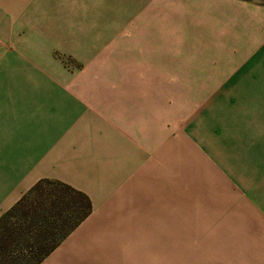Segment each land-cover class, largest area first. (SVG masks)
<instances>
[{"label":"rangeland","instance_id":"1","mask_svg":"<svg viewBox=\"0 0 264 264\" xmlns=\"http://www.w3.org/2000/svg\"><path fill=\"white\" fill-rule=\"evenodd\" d=\"M21 2L17 35H0V70L27 65L11 72L25 78L41 63L93 87L76 97L111 87L141 114L133 138L160 145L146 203H126L131 224L196 264H264V0ZM17 83L29 82L0 81V100L31 97L7 90Z\"/></svg>","mask_w":264,"mask_h":264},{"label":"crops","instance_id":"2","mask_svg":"<svg viewBox=\"0 0 264 264\" xmlns=\"http://www.w3.org/2000/svg\"><path fill=\"white\" fill-rule=\"evenodd\" d=\"M21 3V0H0V35L4 42L17 35L20 12L15 11H21ZM30 14L26 16L31 18ZM24 39L34 44L31 32ZM38 49L31 46L35 61H43L47 50ZM38 66V72L31 70L25 78L13 77L11 72L30 70L27 65L0 70L2 82H29L13 84L7 90L31 95L0 100V217L41 179L59 181L84 192L92 209L36 264L200 261L194 257L181 258L178 243L167 246L158 243V237L150 236L155 234L153 229L129 221L131 210L126 203L136 201L138 209L143 207L148 186L154 183L162 162L159 144L152 150L145 149L130 132L134 119L141 117L134 113L137 108L131 103L133 99L110 93L111 87L98 88L105 94L96 92L88 96L91 93L83 92L76 97L72 91H92L93 87L69 85L66 82L74 78L66 72L58 74L68 78L63 80L61 76L59 81L54 80L50 69L42 68L41 63ZM44 71L49 74L48 79L43 78ZM54 95L59 98H49ZM162 177L161 174L160 186Z\"/></svg>","mask_w":264,"mask_h":264},{"label":"trees","instance_id":"3","mask_svg":"<svg viewBox=\"0 0 264 264\" xmlns=\"http://www.w3.org/2000/svg\"><path fill=\"white\" fill-rule=\"evenodd\" d=\"M91 209L84 192L59 181H37L0 217V264L38 263ZM19 214L27 225L12 227L11 218Z\"/></svg>","mask_w":264,"mask_h":264}]
</instances>
